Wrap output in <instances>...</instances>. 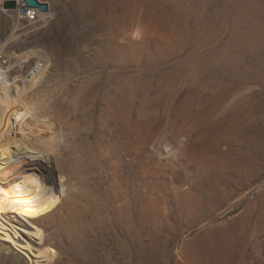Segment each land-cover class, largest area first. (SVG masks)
I'll list each match as a JSON object with an SVG mask.
<instances>
[{"label": "rangeland", "instance_id": "rangeland-1", "mask_svg": "<svg viewBox=\"0 0 264 264\" xmlns=\"http://www.w3.org/2000/svg\"><path fill=\"white\" fill-rule=\"evenodd\" d=\"M39 1L50 19L33 27L0 4V57L51 59L27 109L65 126V169L100 208L78 199L76 227L39 249L57 264H264V0ZM1 246L0 264L30 263Z\"/></svg>", "mask_w": 264, "mask_h": 264}, {"label": "bare ground", "instance_id": "bare-ground-1", "mask_svg": "<svg viewBox=\"0 0 264 264\" xmlns=\"http://www.w3.org/2000/svg\"><path fill=\"white\" fill-rule=\"evenodd\" d=\"M34 53L13 54L10 57L15 62L13 68L26 67L32 57V62L45 58L33 56ZM46 61L28 89L10 85L7 76H0V245L2 249L5 246L14 250H10L13 256L15 251L23 252L29 264H57L56 250L43 251L39 247L53 246L57 232L67 231V225L78 220L77 214L81 213L78 199L85 200L87 212L100 213L97 189L85 186L91 197L77 193L83 175L65 169L68 163L63 156L68 141L65 126L55 120H39L38 115H31L27 109L29 92L47 77L51 64ZM16 84H23V77L17 76ZM34 236L39 244L32 243ZM68 238L73 241L69 235Z\"/></svg>", "mask_w": 264, "mask_h": 264}, {"label": "built area", "instance_id": "built-area-1", "mask_svg": "<svg viewBox=\"0 0 264 264\" xmlns=\"http://www.w3.org/2000/svg\"><path fill=\"white\" fill-rule=\"evenodd\" d=\"M4 1L0 0V4L3 6ZM17 2V7L14 10L15 15L19 23L25 26L33 27L41 22H46L50 19V13L47 11H41V9L36 7H30L26 4L25 0H19ZM4 9V8H3ZM42 62H47L45 59H39L36 62H31V65L25 70L23 74L14 75L15 71L11 66V61L9 59H1L0 57V76H7L10 80V85H18L22 89L30 88L33 83L37 80V73L39 69H42ZM23 77V84H16V77Z\"/></svg>", "mask_w": 264, "mask_h": 264}, {"label": "water", "instance_id": "water-1", "mask_svg": "<svg viewBox=\"0 0 264 264\" xmlns=\"http://www.w3.org/2000/svg\"><path fill=\"white\" fill-rule=\"evenodd\" d=\"M26 4L30 7H36L41 9L42 11H47V7L49 4L41 3L39 0H25ZM17 7V2L14 0H7L3 3V8L5 10H14Z\"/></svg>", "mask_w": 264, "mask_h": 264}]
</instances>
